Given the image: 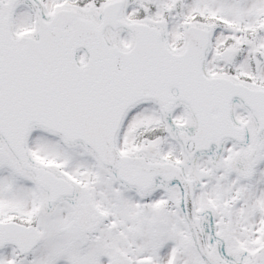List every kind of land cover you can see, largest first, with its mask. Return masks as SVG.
<instances>
[{"label":"snow or ice","instance_id":"snow-or-ice-1","mask_svg":"<svg viewBox=\"0 0 264 264\" xmlns=\"http://www.w3.org/2000/svg\"><path fill=\"white\" fill-rule=\"evenodd\" d=\"M0 264H264V0H0Z\"/></svg>","mask_w":264,"mask_h":264}]
</instances>
